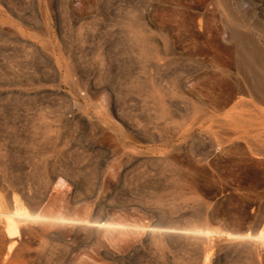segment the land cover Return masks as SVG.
Segmentation results:
<instances>
[{"label":"rangeland","instance_id":"obj_1","mask_svg":"<svg viewBox=\"0 0 264 264\" xmlns=\"http://www.w3.org/2000/svg\"><path fill=\"white\" fill-rule=\"evenodd\" d=\"M235 26L264 47V0H0V210L101 205L135 227L73 241L65 220L22 221L6 256L0 215V264H202L204 247L210 264H264V91L236 67ZM169 213L213 233L128 255Z\"/></svg>","mask_w":264,"mask_h":264},{"label":"bare ground","instance_id":"obj_2","mask_svg":"<svg viewBox=\"0 0 264 264\" xmlns=\"http://www.w3.org/2000/svg\"><path fill=\"white\" fill-rule=\"evenodd\" d=\"M262 7V6H261ZM260 7V8H261ZM240 10V9H239ZM234 12H235V10H234ZM237 12H239V11H237ZM238 16V15H237ZM237 16H236V18H237ZM239 17V16H238ZM241 17V16H240ZM233 19V18H232ZM235 20V19H234ZM236 21V20H235ZM232 23V22H231ZM239 23V22H238ZM241 23V22H240ZM231 25V24H230ZM233 25V24H232ZM231 25V26H232ZM234 26V25H233ZM232 26V27H233ZM231 27V28H232ZM238 27V26H237ZM236 26L234 27V31L232 32V34H233V36L234 37H236V42H237V61H236V67H237V69L241 72V73H243L245 76H247V82L249 83V86L253 89V90H255V91H257V90H263L264 91V47H262L260 44H257L244 30H242V28L240 29L239 27L237 28ZM263 28H264V26H263ZM261 31V30H260ZM262 33H263V36H264V29L262 30ZM164 46H166V43L164 44ZM168 46V45H167ZM165 48V47H164ZM169 48V47H168ZM168 50V49H167ZM166 52V51H165ZM40 129V128H39ZM39 129H37V130H39ZM43 130V129H42ZM40 132V131H39ZM36 136V135H35ZM125 143V142H124ZM122 147V146H121ZM132 147V146H131ZM137 146L135 145V146H133V151L136 149V150H138V148H136ZM142 149V148H141ZM139 150H140V148H139ZM142 151V150H141ZM128 152V151H127ZM127 152H126V154H127ZM132 152V151H131ZM130 151H129V153H131ZM135 152V151H134ZM135 153H138V152H135ZM135 153H133L134 155H135ZM123 154V153H122ZM141 153H139V155H140ZM130 155V154H129ZM128 155V156H129ZM127 156V155H126ZM136 156H137V154H136ZM132 157V156H131ZM135 157V156H134ZM139 158H140V156H138ZM113 158V157H112ZM136 158V157H135ZM119 159V158H118ZM129 159H131V158H129ZM132 159H133V157H132ZM131 159V161H133ZM113 160V159H112ZM120 160H121V158H120ZM136 161H137V159H136ZM120 162H122V161H120ZM125 162H127L128 163V161H125ZM130 162V161H129ZM108 164V163H107ZM114 164V163H113ZM116 164V163H115ZM133 164V162H130L128 165H126V163L125 164H123V162H122V173H119V175L121 176V177H126V174H127V168L130 166V165H132ZM136 164V163H135ZM118 167V166H117ZM120 167V166H119ZM74 168V167H73ZM72 168V169H73ZM111 170H112V168H114L113 167V165L111 166V167H109ZM71 169V168H70ZM60 170V169H59ZM75 170V169H74ZM73 170V171H74ZM76 171V170H75ZM104 171V170H103ZM113 171V170H112ZM70 172V171H69ZM122 174V175H121ZM62 175V174H61ZM119 175H118V177L117 178H119ZM177 175V174H176ZM57 176V175H56ZM108 176V175H107ZM176 177V176H175ZM174 177V178H175ZM53 178V177H52ZM56 178V177H55ZM64 179V177H59L58 179H56L55 180V183L56 184H58V182L59 181H63V179ZM101 178H102V176H101ZM100 178V179H101ZM47 179V178H46ZM68 179V178H67ZM120 179V178H119ZM128 179V178H127ZM54 180V179H53ZM47 181V180H46ZM65 181V180H64ZM63 181V182H64ZM49 182V181H48ZM107 182V181H106ZM54 183V184H55ZM117 183H118V181H117ZM70 184H72L71 182H70ZM101 184V183H100ZM52 185V184H51ZM73 185H74V188H73V194L71 193V190H69L70 191V193L72 194V196L71 197H73L74 199L77 197V196H79V195H81L83 192H84V186L82 185V184H78V183H76L75 181H73ZM43 186V185H42ZM48 186H49V184H48ZM72 186V185H71ZM44 187V186H43ZM42 187V188H43ZM51 187V186H50ZM97 187H99V180H97V178L96 179H92V180H90V184H89V188L91 189V190H95ZM71 189H72V187H70ZM173 188V187H172ZM175 188V187H174ZM177 189V188H176ZM44 190V189H43ZM47 191V190H46ZM177 191V190H176ZM180 191V190H179ZM81 192V193H80ZM39 193V192H38ZM44 193V192H43ZM42 193V194H43ZM47 193V192H46ZM115 193V192H114ZM37 195V194H36ZM41 195V194H40ZM70 195V194H69ZM71 197H70V201H71ZM39 199V198H38ZM93 200V199H92ZM39 201V200H38ZM73 201V200H72ZM71 201V202H72ZM98 201V200H97ZM34 202V201H33ZM43 202V201H42ZM13 203V202H12ZM32 203V202H31ZM75 203H76V201H75ZM90 203V202H89ZM109 203V202H108ZM33 204V203H32ZM40 204V203H39ZM11 205H13V206H11L12 208L9 210V211H2V210H0V215H3V216H5L6 217V220H7V223L5 224L6 225V236L5 237H11V239L9 238V243H8V245H6L7 246V250H6V256L8 255V253H10V251H11V249H12V246L16 243V240L15 239H12L13 237L12 236H14V238H15V236H17L18 235V237H19V235L21 234L20 233V229H21V224H22V221L23 222H25V221H27V223L29 222V221H33V220H35V219H39V220H42L43 218H46V219H49V218H51V219H61L62 221L63 220H65V222L68 224V225H70L69 223H71V226L73 225V227H75V229H74V231L75 232H73V241H82V240H85V238H87L92 232H93V229L95 230V225L97 224L98 225V227H100L101 228V225H103V226H106V229L107 230H109V228H111L110 229V231H108V232H110L109 234L110 235H108L107 233V230L106 229H104V227L102 226V229H104V231H105V233L103 234V235H108V236H110L111 237V235H112V233H113V229H115V231H116V229H119V228H124V227H126V228H128L127 226L130 224V223H128V224H126L125 222L124 223H122V222H120V221H115V219H114V221L112 220V219H107V217H109L108 216V213H107V216H106V219H105V213L104 214H102L101 212L99 213V214H97L99 211V209H101L102 208V206L101 205H97V206H95L94 208H95V212L94 213H88L85 209V211L83 210V206H81L80 208H78V213L79 212H81L80 214H79V216H78V214H77V212H75V214H77L76 216L74 215V217L72 216V217H69V216H67V217H65L62 213H61V211H59V215H51V216H49V212H47L48 213V215H45V214H43L42 212H38L37 210L36 211H34V210H29V209H27L25 206H23V205H20V204H16V203H13V204H11ZM41 205V204H40ZM78 205V204H77ZM83 205V204H82ZM87 205V204H86ZM89 205V204H88ZM91 206H92V203L90 204ZM64 206V205H63ZM73 206V205H72ZM90 206V207H91ZM112 206V205H111ZM36 207V206H35ZM69 207V206H68ZM79 207V206H78ZM89 207V206H88ZM88 207L86 208V209H88ZM106 207H107V205H106ZM38 208V207H37ZM40 208V207H39ZM72 208V207H71ZM93 208V207H92ZM34 209V208H33ZM69 209V208H68ZM77 209V208H76ZM108 209V208H107ZM107 209H106V211H107ZM42 210V209H41ZM75 210V209H74ZM73 210V211H74ZM90 210V209H89ZM44 211V210H43ZM72 211V212H73ZM76 211V210H75ZM93 211V210H92ZM101 211V210H100ZM69 212V211H68ZM90 212V211H89ZM46 213V214H47ZM60 213H61V216H60ZM74 213V212H73ZM153 214V213H152ZM64 217H63V216ZM96 215V216H95ZM156 216V215H155ZM154 216V217H155ZM152 217V216H151ZM180 218V217H179ZM154 219V218H153ZM183 219V218H182ZM54 220H52V221H54ZM61 220H60V222H61ZM112 220V221H111ZM46 220H44L43 219V222H45ZM122 221V220H121ZM141 221V220H140ZM180 221H182V220H180ZM183 221H185V220H183ZM46 222H48V221H46ZM64 222V223H65ZM137 222H139V221H137ZM145 222V221H144ZM177 222V221H176ZM26 223V222H25ZM63 223V222H62ZM141 223V222H140ZM149 223V222H148ZM151 223V222H150ZM179 223V222H178ZM188 223V222H187ZM24 224V223H23ZM132 224H134V223H132ZM137 223H135L134 225L135 226H137V227H139V229H141L142 228V230L144 229L145 230V228L147 227V226H144V225H136ZM184 224V223H183ZM26 225V224H25ZM96 225V226H97ZM186 225V224H185ZM206 225V224H205ZM24 226V225H23ZM70 226V227H71ZM129 226H131V224L129 225ZM132 227V229H134L135 230V227H133V226H131ZM131 227H129V228H131ZM149 227V230L147 229V231H146V233H145V231L144 232H142L141 231V233H145V234H143V236L141 237V242H142V244L140 243H138L139 245H134V246H132V247H130V249H129V251H128V255H132L134 252H136L139 248H141V246L144 244H150V245H156V246H160L161 245V248H162V246L164 245V246H166L167 248H168V251H170V252H173L174 251V249H176L175 247L178 245V244H180L181 242H184V244H194V245H197V247H199V246H201V244L204 242V241H206V239L209 237V235L211 236V234L213 233V230L212 229H210L208 226H205V227H200V228H196V229H189L188 231H181L180 230V228L175 224V221H174V218H173V215L171 214V213H169L168 215H166V214H161L160 216H158V218H157V220L155 221V222H153L152 224H150V226H148ZM184 227V226H183ZM182 227V228H183ZM97 228V227H96ZM126 228H125V231H126ZM129 228H128V230H129ZM184 229V228H183ZM188 229V228H187ZM24 230V229H23ZM33 230V229H32ZM122 230V231H121ZM119 229V231H116V233H114V235H116L118 232H120L119 234L121 235V234H124L123 232V229ZM127 230V232L129 233V231ZM35 231V230H34ZM97 231V230H96ZM101 231V230H100ZM216 231V230H215ZM215 231H214V233H215ZM107 232V233H106ZM122 232V233H121ZM126 232V233H127ZM131 232H132V230H131ZM131 232H130V234H131ZM134 232V234H138V233H136V231H133ZM133 232H132V235H134L133 234ZM17 233H19V234H17ZM61 233V232H60ZM102 233V232H101ZM96 234V233H95ZM228 234H230V235H232L231 233H227V235ZM3 235H5L4 233H3ZM25 235V234H24ZM24 235H22V236H24ZM60 235V234H59ZM92 235V234H91ZM125 236H126V234H124ZM234 235L235 236H237V238L240 236H242V235H244V234H234L233 233V237H234ZM21 236V235H20ZM32 236V235H31ZM107 236V237H108ZM127 236H129V235H127ZM136 236V235H135ZM135 236H134V238H135ZM247 236H249V234L247 235ZM254 236L256 237V238H260V239H263L264 238V230L263 229H261V230H258L257 231V233L256 234H254ZM253 236V237H254ZM24 237H26V236H24ZM59 237V236H58ZM66 237V236H65ZM64 237V238H65ZM104 237V236H103ZM114 237H116V236H113L112 237V239H114V240H116V238H114ZM120 237V236H119ZM121 237H122V235H121ZM130 238H131V236H129ZM133 237V236H132ZM138 237V236H137ZM137 237H136V239H137ZM245 237V236H244ZM21 237H19V239H20ZM67 238V237H66ZM125 238V237H124ZM133 238V239H134ZM7 239V238H6ZM16 239H18V238H16ZM90 239V238H89ZM119 239H121V238H119ZM118 239V237H117V240H119ZM129 239V238H128ZM132 239V238H131ZM130 239V240H131ZM5 240V239H4ZM72 240H70V241H72ZM104 240H105V237H104ZM108 240H110V239H108ZM122 240V239H121ZM19 241V240H18ZM107 241V240H106ZM105 241V242H106ZM125 241V240H124ZM134 241H135V239H134ZM211 241V240H210ZM209 240H207V242H208V244H209V242H210ZM110 242V241H109ZM113 242V241H112ZM127 241H125V243H126ZM130 242V241H129ZM241 243H242V241H240ZM115 243V242H114ZM119 243H120V241H119ZM122 243V242H121ZM128 243V242H127ZM126 243V244H127ZM245 243V242H244ZM101 244H102V242H101ZM106 244H107V242H106ZM111 244H113V243H111ZM117 244V243H116ZM115 244V245H116ZM136 244V243H135ZM109 245V244H108ZM114 245V244H113ZM129 246L130 245H132V243L131 244H128ZM203 245V244H202ZM241 245V244H240ZM244 245H246V244H244ZM5 246V247H6ZM118 246V245H117ZM123 246H124V244H123ZM149 246V245H148ZM16 247V246H15ZM203 247V246H202ZM14 248V247H13ZM17 248V247H16ZM15 248V249H16ZM103 248V247H102ZM114 248V247H113ZM122 248V247H121ZM120 248V249H121ZM158 248V247H157ZM187 248V247H186ZM3 249V250H4ZM115 249V248H114ZM125 249H127V248H125ZM115 250H118V249H115ZM162 250V249H161ZM197 250H198V248H197ZM104 252V251H103ZM122 252V251H121ZM139 252H140V250H139ZM199 252H200V254H201V256H202V262L204 263V264H210L209 262H210V253H209V250L207 249V247H204V249L202 248H200L199 249ZM4 253V254H5ZM109 253V252H108ZM12 254V253H11ZM11 254H9V255H11ZM113 254V253H112ZM115 254V253H114ZM126 254V253H125ZM122 255L120 258H118V260L117 261H119L120 262V264H125V260H127L126 259V257L125 256H127V255ZM134 255V254H133ZM169 255V254H168ZM136 256V255H135ZM114 257V256H113ZM130 257H133V256H130ZM135 258V257H134ZM201 258V257H200ZM211 258H212V256H211ZM115 260V259H114ZM116 261V260H115ZM129 261V260H128ZM127 261V262H128ZM202 263V264H203Z\"/></svg>","mask_w":264,"mask_h":264}]
</instances>
